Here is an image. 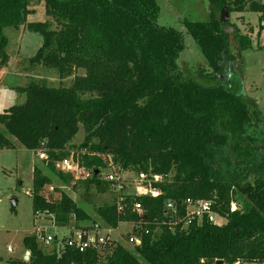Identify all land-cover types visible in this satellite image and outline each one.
<instances>
[{"label":"trees","instance_id":"1","mask_svg":"<svg viewBox=\"0 0 264 264\" xmlns=\"http://www.w3.org/2000/svg\"><path fill=\"white\" fill-rule=\"evenodd\" d=\"M31 1L0 0V67L9 60L5 29L26 24ZM44 1L51 20L27 24L43 36L29 62L74 78L69 86L42 79L16 87L25 101L0 113V148L14 147V138L35 152L44 141L47 169L61 181L74 191L84 183L116 198L99 204L93 217L64 190L47 188L52 177L35 165L34 217L76 226L91 219L112 229L135 222L130 235L141 242L114 239L81 252L59 239L47 249L31 233L23 238L29 260L9 264L264 263V115L235 67L252 40L230 20L221 22L225 7L249 10L260 13L264 28V0H209V19L183 21L206 59L194 76L178 64L184 32L158 23L157 0ZM81 126L85 137L75 156L72 140ZM72 152L84 181L56 167ZM106 156L122 169L163 175L156 184L163 194L127 195L118 212L117 195L101 174ZM187 198L210 200L226 222L174 223L166 201L182 216ZM135 200L142 212L132 209Z\"/></svg>","mask_w":264,"mask_h":264},{"label":"rangeland","instance_id":"2","mask_svg":"<svg viewBox=\"0 0 264 264\" xmlns=\"http://www.w3.org/2000/svg\"><path fill=\"white\" fill-rule=\"evenodd\" d=\"M160 5L158 23L164 26L175 27L182 30L185 35V49L180 53L178 64L180 69L187 75H197L198 68L206 65V59L202 54L196 40L189 35L183 24L185 19L207 20L209 19V0H157ZM29 8L31 12L27 15L25 25L18 28L7 27L5 34L9 39L7 52L8 63L0 67V113L15 104L25 101V94L20 93L16 87L25 86L32 80H46L53 86H69L74 76L61 78L54 69L42 65H31L29 59L35 55L43 43V36L27 28L30 22L51 20L46 11L44 0L31 1ZM260 14L253 11L231 12L229 20L233 23L238 32L247 35L252 40V47L240 50L235 67L238 73L242 74L246 94L254 98L264 115V28L260 27ZM264 24V22H263ZM55 28V24L53 25ZM228 28V27H227ZM231 41L237 49L238 45L231 35ZM233 68V67H232ZM83 70L76 71V74H83ZM227 73V72H226ZM3 125L0 124V128ZM85 133L81 126L79 132L72 140L73 150L78 156V146L84 141ZM14 147L0 148V264H9L11 259L23 258L26 248L23 245L25 235L35 233L39 227L51 234L62 238L65 232V224L57 223L51 216H36L33 214L32 190L34 183L35 165L41 167L53 179V186L48 185L50 190L54 186L64 190L71 195L78 204L91 216H96V208L103 202H113L116 198L109 192H99L96 186H89L78 183L74 191L72 184H65L58 176L48 170L47 160L41 159L37 151L28 150L18 140L12 138ZM59 170L60 161L56 163ZM135 171L128 170V175L134 177ZM76 181H84L86 172L81 170L76 173ZM133 187V184H131ZM133 189V188H132ZM136 189V188H135ZM138 191V190H136ZM16 200V204H13ZM73 222V220H71ZM93 220H82L81 223L90 224ZM226 222L225 217H218L217 223ZM131 222H122L111 232L113 239L128 243V237L132 232ZM8 246L13 251L8 250ZM49 248L48 246H44ZM52 246V245H51ZM251 264V263H242Z\"/></svg>","mask_w":264,"mask_h":264},{"label":"built area","instance_id":"3","mask_svg":"<svg viewBox=\"0 0 264 264\" xmlns=\"http://www.w3.org/2000/svg\"><path fill=\"white\" fill-rule=\"evenodd\" d=\"M37 153L39 158L47 159V149L44 141L41 142ZM105 162L106 166L101 174L109 182L111 190L117 195L116 204L118 212L123 211L124 201L127 195H151L153 197H159L163 194L162 189L156 186V184L163 182V175L135 171L134 174L136 175L130 177L128 170L120 168L111 156H106ZM60 165L62 169H65V172H80V162L75 159L74 152L70 156L62 159ZM131 184H133V187ZM183 203L184 214L182 216H178V208L174 201L167 200L165 204L166 212L172 213V216L177 218L174 223L179 222L183 227H188L193 220L200 221L204 218L212 223H217V218L220 217L212 208L210 200L187 198ZM233 206L235 207L234 204ZM132 209L137 212H142V202L135 200ZM132 224L134 225L136 223L133 222ZM113 230L112 228H107L102 222H92L90 224L80 223L78 226L75 223H71V225H65V232L62 233V238L40 227L36 229L34 234H36L37 240L41 245L49 247L59 239L63 240L65 246L84 252L89 248L99 249L102 245L114 240L111 235ZM138 241L139 239L136 235H131L128 239V243H138ZM8 250L13 251V248L8 246Z\"/></svg>","mask_w":264,"mask_h":264},{"label":"water","instance_id":"4","mask_svg":"<svg viewBox=\"0 0 264 264\" xmlns=\"http://www.w3.org/2000/svg\"><path fill=\"white\" fill-rule=\"evenodd\" d=\"M228 20H229V11H228V8L225 7L221 13V22H225ZM13 204H16V200H13ZM140 242H141V240L138 241V243H140ZM29 257H30V250L27 249L23 259L29 260ZM216 264H224V261L222 259H219V260H217Z\"/></svg>","mask_w":264,"mask_h":264},{"label":"crops","instance_id":"5","mask_svg":"<svg viewBox=\"0 0 264 264\" xmlns=\"http://www.w3.org/2000/svg\"><path fill=\"white\" fill-rule=\"evenodd\" d=\"M243 12H244V11H243ZM259 14H260V13H259ZM259 17H260V16H259ZM25 253H26V252H25ZM24 256H25V255H24ZM24 256H23V257H24ZM17 258H20V257H17ZM236 264H242V263H236ZM262 264H264V263H262Z\"/></svg>","mask_w":264,"mask_h":264}]
</instances>
